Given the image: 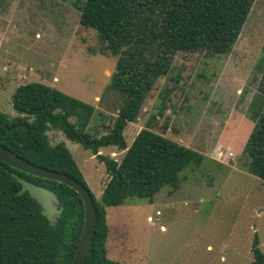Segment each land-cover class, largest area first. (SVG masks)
<instances>
[{"label": "rangeland", "instance_id": "374dc122", "mask_svg": "<svg viewBox=\"0 0 264 264\" xmlns=\"http://www.w3.org/2000/svg\"><path fill=\"white\" fill-rule=\"evenodd\" d=\"M84 1L0 0V111L16 116V88L36 81L95 106L88 131L109 130L124 101L110 86L118 56L106 49L96 30L80 23ZM263 73L264 0H255L229 54L179 51L173 56L137 121L127 126L126 141L130 146L149 128L204 159L181 171L177 189L165 185L152 199L134 196L104 206L111 259L123 264H250L256 234L264 252V181L248 171L243 155L255 125L252 114L264 100ZM48 135L53 145L67 144L101 201L109 180L104 162L58 129ZM99 154L120 162L125 150L109 146Z\"/></svg>", "mask_w": 264, "mask_h": 264}, {"label": "trees", "instance_id": "16d2710c", "mask_svg": "<svg viewBox=\"0 0 264 264\" xmlns=\"http://www.w3.org/2000/svg\"><path fill=\"white\" fill-rule=\"evenodd\" d=\"M255 0H85L80 23L97 31L106 49L118 56L110 86L124 95L112 126L104 134L87 128L96 107L41 82L17 87L14 117L0 111V143L34 164L65 172L89 188L65 142L53 145L48 131L90 149L106 165L109 180L98 201L96 234L86 264H123L108 255L109 226L104 206L129 197L153 198L162 187L180 186V173L204 156L164 134L143 128L128 146L125 130L136 122L154 85L167 75L179 51L229 54L247 22ZM264 95V73L260 81ZM254 129L243 149L248 171L264 181V100L252 114ZM74 119V121L72 120ZM125 150L121 161L99 154L101 148ZM25 178L53 190L63 211L51 222L29 192ZM84 225L81 195L69 185L18 170L0 159V264H71ZM255 235L250 264H264Z\"/></svg>", "mask_w": 264, "mask_h": 264}, {"label": "water", "instance_id": "95a60500", "mask_svg": "<svg viewBox=\"0 0 264 264\" xmlns=\"http://www.w3.org/2000/svg\"><path fill=\"white\" fill-rule=\"evenodd\" d=\"M0 159L12 167L28 174L65 183L81 195L84 203V225L71 264H86L95 239L98 223V209L90 189L69 174L38 166L1 143ZM19 180L22 183L20 193L29 192V194L41 205L42 214L47 217L48 220L54 222L56 217L60 215L64 209L63 206L59 207L60 201L58 195L50 188L36 184L25 178L20 177Z\"/></svg>", "mask_w": 264, "mask_h": 264}, {"label": "crops", "instance_id": "0c3cea01", "mask_svg": "<svg viewBox=\"0 0 264 264\" xmlns=\"http://www.w3.org/2000/svg\"><path fill=\"white\" fill-rule=\"evenodd\" d=\"M11 81H13L12 79H10ZM5 84V83H4ZM5 86V85H4ZM17 89V88H16Z\"/></svg>", "mask_w": 264, "mask_h": 264}]
</instances>
